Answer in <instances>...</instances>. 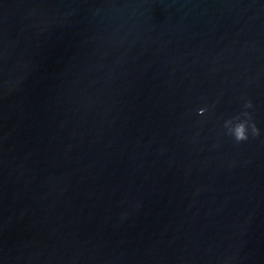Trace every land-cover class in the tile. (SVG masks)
<instances>
[{
	"label": "water",
	"instance_id": "95a60500",
	"mask_svg": "<svg viewBox=\"0 0 264 264\" xmlns=\"http://www.w3.org/2000/svg\"><path fill=\"white\" fill-rule=\"evenodd\" d=\"M0 264H264V0H0Z\"/></svg>",
	"mask_w": 264,
	"mask_h": 264
},
{
	"label": "clouds",
	"instance_id": "9594fccd",
	"mask_svg": "<svg viewBox=\"0 0 264 264\" xmlns=\"http://www.w3.org/2000/svg\"><path fill=\"white\" fill-rule=\"evenodd\" d=\"M16 82H12L9 90H12L15 87ZM245 108H250V104H246ZM204 109L201 108L197 111V115H202ZM247 117V113L243 114ZM224 129L227 134L230 135L237 143L246 141L248 139V128L250 125L247 122V119H240L239 116L233 117L231 119L225 120L223 124ZM251 131L253 135L258 134V130L255 126H251Z\"/></svg>",
	"mask_w": 264,
	"mask_h": 264
}]
</instances>
